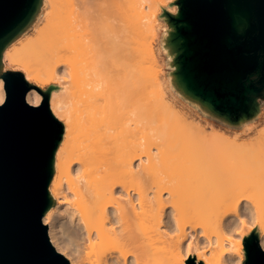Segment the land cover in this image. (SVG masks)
I'll use <instances>...</instances> for the list:
<instances>
[{"label": "bare ground", "instance_id": "bare-ground-1", "mask_svg": "<svg viewBox=\"0 0 264 264\" xmlns=\"http://www.w3.org/2000/svg\"><path fill=\"white\" fill-rule=\"evenodd\" d=\"M155 2L44 0L32 34L1 53L28 80L59 84L48 105L64 127L42 220L70 264H185L197 236L212 249L196 261L237 264L234 229L245 217L264 229V129L239 142L173 110L144 37Z\"/></svg>", "mask_w": 264, "mask_h": 264}, {"label": "water", "instance_id": "water-1", "mask_svg": "<svg viewBox=\"0 0 264 264\" xmlns=\"http://www.w3.org/2000/svg\"><path fill=\"white\" fill-rule=\"evenodd\" d=\"M162 8L173 46L170 81L210 115L237 124L264 98V0H175ZM43 0H0V264H70L51 244L42 217L63 122L43 90L18 70H3L2 51L36 20ZM31 88L42 96L26 101ZM243 264H264L255 230L243 237ZM186 264H202L194 256Z\"/></svg>", "mask_w": 264, "mask_h": 264}, {"label": "rangeland", "instance_id": "rangeland-1", "mask_svg": "<svg viewBox=\"0 0 264 264\" xmlns=\"http://www.w3.org/2000/svg\"><path fill=\"white\" fill-rule=\"evenodd\" d=\"M174 2H175V0H162V1L156 0L155 5L153 7V8L157 7L155 17H153V19H152L153 21L150 20V22H149L151 24V27H149L148 29L145 28V32H144V35H146L144 37H146V38L149 37L150 34H152L150 39L149 38L148 39H149L150 47L152 50L151 59L153 60V63L155 62V65L151 63L152 64L151 67L156 66V68H154L153 70H154V75L156 76L157 80L160 82V85H158V87L160 86L159 87L161 90L160 93L162 92L161 96L166 101H168L170 103V104L169 103L168 104L173 107V110L175 112L183 114L187 118V120L190 121V123L192 122L191 124L193 126L200 125L201 127H203L204 131L206 133L214 132V133L224 134L229 138H237V140L239 139V142L249 141L250 139H252L256 135L257 131L264 129V98L258 99L259 110L257 111V113L254 115L253 118H251L247 121L241 122V123L231 124V123L224 122L223 120H220V119L215 118L214 116L210 115L209 113L204 111L198 104L186 99L181 94H179L177 92V90L173 87V85L171 84L170 72L172 70V67L170 65V58L167 56L165 51L169 55H172L171 49H172L173 43H172V40L170 39V35H171L170 32L164 33V31L167 27V24L163 20V18L160 16V14L162 12V8H165L171 12H174L175 8H176V5ZM43 6H44V0H43V4L41 5V8L39 10V13H38L36 20L18 38H16L13 42H11L6 47L8 50H11L14 46H17L21 40L30 36L32 34V31H33L31 29H34V25L40 24L39 19L42 17L44 12L47 11L44 9ZM150 28H152L153 30L152 29L150 30ZM146 29L148 30V32L146 31ZM153 33H154V35H153ZM163 34H164L163 48L165 51L162 48ZM134 38L136 39V36ZM152 60H149V61H152ZM146 61H147V58H146ZM2 62H3V68H2L3 70H7V69L18 70L25 75V71L23 69H21L20 67H17L16 65L10 64L5 59H2ZM28 81L37 85L39 88H41L43 90L47 89L50 86L53 87L52 90H56L59 88L58 82L54 81V80L47 82V83H44V84H36L31 80H28ZM147 87H148V85H147ZM152 88H153V85H152ZM148 90H150L149 87H148ZM172 107H171V109H172ZM173 110H171V111H173ZM58 119L61 120L60 118H58ZM209 193L207 192L206 197L207 196L208 197L204 200L211 201L214 197L215 198L213 200H215L218 197V193H216V192H214L213 194H212V192H209ZM209 195L211 196V198ZM191 197H192V195L190 194V197L188 196V199L193 200V198H191ZM56 206H57V204H56ZM236 229H234V231H238L239 235H235L234 234L235 232L233 230H231L229 232V230H226L224 228L222 230V235L224 237H231L230 235H235V236H237L236 240L243 242V237L248 235L252 230H255L257 233V236H258L259 245L262 248V246H263L262 235H263L264 229L262 228L261 225L257 224L256 222H253V221L251 222L248 219L246 220V217H245L244 223L242 224V226L238 227ZM226 231H227V233H226ZM197 242H198V246L200 247V249L199 250H194L193 248L190 249L187 253H185V256H183L184 258L186 256L187 257L194 256L196 258V253L201 252V251L203 253H205L207 256H210V254H208V253H209V250L212 249V246L206 245V243H204L203 238L198 237V236H197ZM82 253L83 252L81 249L80 254H82ZM238 253L237 252L233 253V255H236V254L239 255V261L237 262V264H243V261H244L243 244L241 245V248L238 250ZM237 259L238 258H235L234 260H237ZM185 260H184V262H185ZM200 261L202 262V264H205V261L203 258H201ZM185 264H186V262H185Z\"/></svg>", "mask_w": 264, "mask_h": 264}]
</instances>
